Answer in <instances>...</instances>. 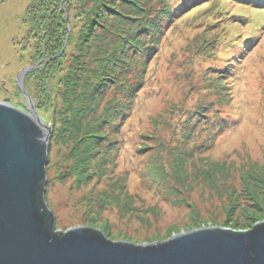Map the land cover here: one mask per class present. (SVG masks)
Segmentation results:
<instances>
[{"label":"rangeland","instance_id":"obj_1","mask_svg":"<svg viewBox=\"0 0 264 264\" xmlns=\"http://www.w3.org/2000/svg\"><path fill=\"white\" fill-rule=\"evenodd\" d=\"M232 1L197 3L176 24L164 27L144 85L120 128L116 160L111 159L99 182L78 186L73 178L61 181L66 151L52 147L45 201L55 216V230L85 226L114 242L151 244L200 228L246 230L264 220V13ZM30 3L0 0V101L19 106L22 94L12 79L23 65L32 69L34 41H27L28 27L22 23ZM64 5L63 0L61 10ZM221 6V20L230 22L215 23L212 13ZM228 35H239L242 43L234 57ZM202 38L215 43L199 55ZM231 56L235 62L230 67ZM34 64L33 69L39 63ZM224 71L231 73L218 81L219 86L227 84L222 99L204 75ZM209 115L205 123L218 127L215 136L202 131ZM212 115L225 120L223 129ZM175 148L186 149L192 158L179 167L186 181L178 184V196H171L167 184L151 176L150 166L156 159L155 165L169 171ZM254 170L259 174L247 183L246 172ZM177 198L184 202H173ZM102 201H111L113 207L99 210Z\"/></svg>","mask_w":264,"mask_h":264},{"label":"trees","instance_id":"obj_2","mask_svg":"<svg viewBox=\"0 0 264 264\" xmlns=\"http://www.w3.org/2000/svg\"><path fill=\"white\" fill-rule=\"evenodd\" d=\"M62 1L31 0L23 14L22 23L28 27L26 39L34 41L32 69L25 86L38 115L51 127L48 153L54 145L66 151L59 179L73 178L80 186L94 179L99 182L111 159L116 160L120 128L144 85L147 65L157 52L164 29L176 24L184 10L197 3L230 0H64L65 10H61ZM231 5L255 6L264 13V0H233ZM224 12L223 6L213 11L215 23L225 20H221ZM228 38L232 46L229 52L234 57L236 47L242 43L239 35ZM214 41L202 38L197 45L199 55L213 49ZM34 62L39 64L33 69ZM234 62L231 56L230 67ZM225 71L204 75L207 85H213L214 94L222 99L226 96H221V90L227 84L223 81L219 86L218 81L231 73ZM212 116L223 129L225 120ZM209 117L202 131L215 136L218 127L212 121L205 123ZM190 132L184 137L189 138ZM191 158L186 149L175 148L169 171L155 165V159L150 166L151 176L161 178L168 193L178 196V184L183 186L186 181L180 177L179 167ZM258 171L246 172L247 183L254 181ZM169 179L172 183H166ZM173 202L182 204L184 200ZM98 206L103 210L113 207V203L102 201Z\"/></svg>","mask_w":264,"mask_h":264},{"label":"water","instance_id":"obj_3","mask_svg":"<svg viewBox=\"0 0 264 264\" xmlns=\"http://www.w3.org/2000/svg\"><path fill=\"white\" fill-rule=\"evenodd\" d=\"M21 81L22 106L0 101V264H264V220L246 230L200 228L151 244L114 242L85 226L55 230L45 201L51 127Z\"/></svg>","mask_w":264,"mask_h":264},{"label":"flooded vegetation","instance_id":"obj_4","mask_svg":"<svg viewBox=\"0 0 264 264\" xmlns=\"http://www.w3.org/2000/svg\"><path fill=\"white\" fill-rule=\"evenodd\" d=\"M6 66H7V63L5 64ZM5 66V67H6ZM26 67H28L29 68V66L28 65H23L22 67H21V70L23 69H25ZM28 72H29V69L28 70H25L22 74H19L20 73V71L19 72H17L16 73V75H15V78L13 77V79H12V82L15 84V85H17V81H21L22 83H25V79H26V76H27V74H28ZM11 77V76H10ZM10 81V80H9ZM3 82V84L5 83V81L3 80L2 81ZM8 83V82H7ZM19 89V88H18ZM20 91V90H19ZM20 93H21V91H20ZM22 94V93H21ZM23 95V94H22ZM3 101H7L8 102V100L7 99H4Z\"/></svg>","mask_w":264,"mask_h":264}]
</instances>
